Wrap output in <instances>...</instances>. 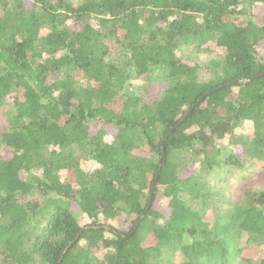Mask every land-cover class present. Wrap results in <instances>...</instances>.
<instances>
[{
    "label": "trees",
    "instance_id": "trees-1",
    "mask_svg": "<svg viewBox=\"0 0 264 264\" xmlns=\"http://www.w3.org/2000/svg\"><path fill=\"white\" fill-rule=\"evenodd\" d=\"M263 71L264 0H0V264L250 263L264 184L216 201L264 178Z\"/></svg>",
    "mask_w": 264,
    "mask_h": 264
},
{
    "label": "rangeland",
    "instance_id": "rangeland-1",
    "mask_svg": "<svg viewBox=\"0 0 264 264\" xmlns=\"http://www.w3.org/2000/svg\"><path fill=\"white\" fill-rule=\"evenodd\" d=\"M78 0H74L76 2ZM184 54L186 55L185 58L190 62H205L209 59V57L217 55L216 53L214 54H207V53H199L195 51L194 49L190 48H185ZM200 77H205L206 74L199 73ZM145 80H136L133 81L131 84V90L134 93L140 94V96H156L160 93L162 90L161 87L157 86L156 84H150L149 86L146 85ZM2 128V121H0V130ZM5 149L3 145L0 143V155L4 153ZM234 152H239L240 148H234ZM260 169L258 168L257 164H254L252 166H249L246 170H238V169H232V170H227L225 168L221 169L219 171V191L220 194L223 197V200H217L216 201V206L220 208H224L225 206H230L233 203H242V197L244 194V190L250 187H254L256 185H263L264 184V178L260 174ZM243 176H251L249 180H246L244 182V177ZM222 178H225V180H222ZM226 200V201H224ZM72 207L74 208L75 215L80 221V223L85 221V217L82 216L80 210L78 209L77 205L75 203L72 204ZM216 209V208H215ZM213 210H208V213H212ZM157 213H159V209L157 208ZM241 255L244 257H248L251 259V262H246V261H241L240 259H234L233 263L234 264H260L258 262L260 259H264V246L260 249L259 252H256L255 254H251L249 249L244 248L243 251L241 252Z\"/></svg>",
    "mask_w": 264,
    "mask_h": 264
},
{
    "label": "water",
    "instance_id": "water-1",
    "mask_svg": "<svg viewBox=\"0 0 264 264\" xmlns=\"http://www.w3.org/2000/svg\"><path fill=\"white\" fill-rule=\"evenodd\" d=\"M261 74H264V71L261 73ZM254 77H249V78H246V79H234L232 80L231 82H228V83H233V84H240V83H247L249 81H251ZM191 110V109H190ZM188 114V112L185 113V115ZM184 117H182L183 119ZM181 119V120H182ZM156 181H157V176L154 177V180L152 182V185H151V188H150V192H149V199H148V204H147V208L150 206L151 204V200H152V192H153V189L156 185Z\"/></svg>",
    "mask_w": 264,
    "mask_h": 264
}]
</instances>
